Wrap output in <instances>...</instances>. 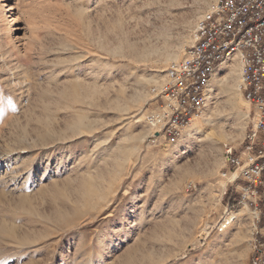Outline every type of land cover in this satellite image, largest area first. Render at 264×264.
<instances>
[{
    "label": "rangeland",
    "instance_id": "1",
    "mask_svg": "<svg viewBox=\"0 0 264 264\" xmlns=\"http://www.w3.org/2000/svg\"><path fill=\"white\" fill-rule=\"evenodd\" d=\"M213 1L0 0V264H253L222 174L254 108L219 67L190 137L144 121Z\"/></svg>",
    "mask_w": 264,
    "mask_h": 264
},
{
    "label": "built area",
    "instance_id": "2",
    "mask_svg": "<svg viewBox=\"0 0 264 264\" xmlns=\"http://www.w3.org/2000/svg\"><path fill=\"white\" fill-rule=\"evenodd\" d=\"M192 45L153 86L145 123L160 139L175 145L186 127L206 108L210 81L231 55L242 63L240 92L254 108L252 128L240 148L224 145L222 177L239 190L238 204L253 216V264H264V0H214L197 21ZM193 189V184L187 186Z\"/></svg>",
    "mask_w": 264,
    "mask_h": 264
},
{
    "label": "bare ground",
    "instance_id": "3",
    "mask_svg": "<svg viewBox=\"0 0 264 264\" xmlns=\"http://www.w3.org/2000/svg\"><path fill=\"white\" fill-rule=\"evenodd\" d=\"M134 50V49H133ZM144 53V52H143ZM142 53V55H144ZM169 53V52H168ZM178 54V53H177ZM165 59V61H171V60H178V55L176 54H172L171 52L169 54H167L165 57H163V60ZM231 61L232 63L228 66V65H225L223 66L225 63H227V61ZM238 61H240V57L238 55H231L229 56L219 67H221L218 72H217V75L219 76V74L223 75L224 74V78H225V82H224V85L222 86V90L223 91H234L235 89V92H240V87L239 85H234V81H235V74H236V66L238 64ZM175 62V61H174ZM173 62V63H174ZM218 67V68H219ZM166 72V71H165ZM166 74V73H165ZM215 76V75H214ZM224 80V79H223ZM211 83V81H210ZM233 83V85H232ZM231 92V93H232ZM233 94V93H232ZM142 97L141 94H138L137 95V98L140 99ZM208 105V104H207ZM206 105V107H207ZM199 126H200V123L199 121L194 118L192 120V122L186 127L184 133H185V136L187 137H190L191 134L194 132V131H197L199 129ZM239 213V212H238ZM241 213L237 214L238 216L240 215ZM234 216V215H233ZM232 216V219L231 220H234L237 218V216L233 217ZM241 217V216H239ZM230 221V219H229Z\"/></svg>",
    "mask_w": 264,
    "mask_h": 264
}]
</instances>
